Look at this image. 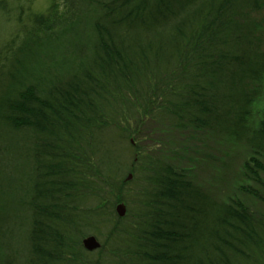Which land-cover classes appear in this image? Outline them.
<instances>
[{
	"label": "trees",
	"instance_id": "16d2710c",
	"mask_svg": "<svg viewBox=\"0 0 264 264\" xmlns=\"http://www.w3.org/2000/svg\"><path fill=\"white\" fill-rule=\"evenodd\" d=\"M258 4L52 0L34 18L0 64V264H82L81 240L101 225L99 250L116 239L123 264H264L263 220L170 164L144 161L137 230L125 233L101 198L125 125L140 134L135 111L160 90L171 127L243 137L256 156L248 178L260 179L264 115L248 120L264 67L248 23Z\"/></svg>",
	"mask_w": 264,
	"mask_h": 264
},
{
	"label": "rangeland",
	"instance_id": "374dc122",
	"mask_svg": "<svg viewBox=\"0 0 264 264\" xmlns=\"http://www.w3.org/2000/svg\"><path fill=\"white\" fill-rule=\"evenodd\" d=\"M258 1L256 9L253 8L255 11L249 14L248 23L255 22L253 37L258 43V51L264 53V0ZM51 3L52 0H0V64L6 48L10 44L16 45L23 31L31 26L35 17L45 14ZM259 74L254 83L255 98L250 106L251 116L248 120L251 126L257 125L264 115V67ZM161 91H155L151 96L157 105L153 107L151 99H148L146 108L149 110L135 111L143 128L140 134L133 132L136 129L134 120H129L128 125H125L127 134L116 146L120 160L118 173L113 182L110 179V184H103L108 192L101 198L106 202L111 200L113 210L119 202L125 205V214L120 223L125 233L126 230H137L136 220L140 212L144 211L145 199L140 191L145 186L144 178L148 169L144 162L146 160L170 164L213 200L227 204L236 202L253 211L254 217L264 222V189L261 188L264 187V172H259V180L248 178L250 173L245 169V164L256 156L243 137L235 138L215 128L191 126L186 131L171 127L165 112L167 110L159 107ZM132 141L135 142V149L129 144ZM257 158L262 161L264 168V158ZM127 176L130 178L127 179ZM118 180L123 183L118 184ZM93 202H97V199ZM95 230L96 235L90 234L102 244L103 236L100 234L105 235L107 227L101 225ZM115 241H105L104 250L87 252L85 262L123 264L124 256L122 251L116 249L118 241Z\"/></svg>",
	"mask_w": 264,
	"mask_h": 264
},
{
	"label": "water",
	"instance_id": "95a60500",
	"mask_svg": "<svg viewBox=\"0 0 264 264\" xmlns=\"http://www.w3.org/2000/svg\"><path fill=\"white\" fill-rule=\"evenodd\" d=\"M130 178V176H127V179ZM115 212L118 215V217H122L125 214V206L123 203H119L115 206ZM82 245L85 250L87 251H93L100 247V242L96 239L93 235H88L82 239ZM85 264H91V263H85Z\"/></svg>",
	"mask_w": 264,
	"mask_h": 264
},
{
	"label": "bare ground",
	"instance_id": "6f19581e",
	"mask_svg": "<svg viewBox=\"0 0 264 264\" xmlns=\"http://www.w3.org/2000/svg\"><path fill=\"white\" fill-rule=\"evenodd\" d=\"M187 257H188V256H187ZM187 257H186V258H187ZM189 257H190V256H189Z\"/></svg>",
	"mask_w": 264,
	"mask_h": 264
}]
</instances>
